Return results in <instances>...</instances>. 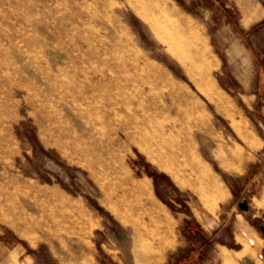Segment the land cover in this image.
<instances>
[{"label": "rangeland", "instance_id": "374dc122", "mask_svg": "<svg viewBox=\"0 0 264 264\" xmlns=\"http://www.w3.org/2000/svg\"><path fill=\"white\" fill-rule=\"evenodd\" d=\"M188 25L206 43L223 104ZM115 116L149 121L147 133L119 135ZM171 119L191 129L193 158L220 194L171 175L195 184L189 156L158 166L168 149L152 137L166 136ZM149 217L167 229L155 241L147 227V261L136 227ZM0 225L28 245L31 264L264 255V0H0Z\"/></svg>", "mask_w": 264, "mask_h": 264}, {"label": "bare ground", "instance_id": "6f19581e", "mask_svg": "<svg viewBox=\"0 0 264 264\" xmlns=\"http://www.w3.org/2000/svg\"><path fill=\"white\" fill-rule=\"evenodd\" d=\"M97 15L99 16V14H97ZM178 17H180L179 14H178ZM153 28H154V26L152 27V29ZM188 28L186 29L185 33H186V36L190 39ZM96 29H97V32H98L99 29L98 28H96ZM189 41L191 43L196 44V40H191L190 39ZM205 44L206 43L204 42V40H202L201 46H199V51L197 53L199 65L201 66V70L203 71L204 79H206L205 81L208 84L207 87L209 88L210 95L212 97L216 98L217 100L221 101V103H222V102L225 101V98L218 91V89L216 88V86H215L216 83L214 84L212 82V80L210 79V77H209L210 76L209 75V70H210L212 62H211V60L209 59V57L207 55V49L205 47ZM89 47L90 46L88 45V48ZM171 50H172L173 54L179 59V61L183 64V66L188 71L186 64H191L192 59L189 57L187 52L184 50L183 46L178 44V43L177 44H172ZM188 73L190 75V78L194 82V84H196V82H195L196 80L194 78V74L189 72V71H188ZM200 85H202V84H200ZM202 87H204V86H202ZM114 107L117 109V111L123 112L126 115H128V113H129V106L124 101L122 102L121 100H119L118 102H116V106H114ZM114 119H115V121L117 123V126L115 128V132L119 133V135L125 136L129 140L130 139H133V140L137 139L138 135L142 133V129H140L139 127L140 126L144 127V125H146V124L148 125L150 123L147 120L145 122L144 119H142V118H140L139 120H137V118L133 119V120H129L128 117H126V119H125V118H122V117H119V116L118 117L115 116ZM176 121H177L176 119L168 120L167 127H165L167 129V135L166 136H162L160 138L152 137L153 141H158L161 146H163L164 148L168 149L167 153L166 152H156L158 166L160 168H162L168 163L172 164V163L177 162L176 165L178 167V166H180L179 165L180 163H178L179 157L180 156H182V157L189 156V157L192 158L191 162H188V163L186 162V163H184V165L188 166L190 168V173L193 174V179L195 181V184L191 185V184H187V182H182L181 179H180L179 171L177 169H175V168L171 169V171H170L171 175L173 177H175L181 183V185H183V186H187L188 185L189 187H191L193 189H195L194 187H196L201 193H206V192L210 191L211 193H214V194H220L221 192H220L219 185H218L217 181L210 174L209 169L205 165H203V163H200L199 161H196L193 158L194 157V152H195L194 148H195L196 144L193 141V139L191 137H189V135L191 133V129L190 128L183 129L181 123L180 122L176 123ZM165 122L167 123V121H165ZM157 123H158L159 127L164 125L163 120L158 121ZM177 124H178V126H177ZM87 125H88V123H87ZM204 126H205L204 128H206V126H207L206 122H204ZM243 129L245 130V128L242 127V130ZM136 131H137V133H136ZM182 131L186 134L187 138L186 137H182V134H181ZM144 133H147V132H144ZM144 133H142V134H144ZM143 147L148 153H150L151 150H150V147H149L148 144L144 143ZM98 148H99V146H98ZM232 155H235V154H232ZM142 188H144V189L147 188L145 181L142 184ZM149 225H151L153 227H149L148 229L155 228V230H157L156 233L153 232V234L156 235V234H159V232H160L159 229L161 227L166 228L167 223L165 222V220L163 221L160 218L155 219L153 217H149L147 219V221L143 220V221L138 223V226L136 227V230L138 232L137 239L140 240L139 241V245H138V249H139V251L141 253H143L144 258L147 261H148V258L146 256V254L150 251V248H149L150 242H148L146 240V237L148 235L149 236L153 235L152 232L149 233L147 231L145 233V231L147 230V227ZM166 229H165V231H166ZM150 237L152 238V236H150ZM159 237H161V236H159ZM156 238H157V235H156ZM141 240H145V242H143ZM157 240H158V238L155 241H157ZM163 243H164V239H163ZM168 244H169V242H168ZM220 256H221L223 264H232L231 263L232 262L231 261V257L225 251H222L220 253Z\"/></svg>", "mask_w": 264, "mask_h": 264}, {"label": "crops", "instance_id": "0c3cea01", "mask_svg": "<svg viewBox=\"0 0 264 264\" xmlns=\"http://www.w3.org/2000/svg\"><path fill=\"white\" fill-rule=\"evenodd\" d=\"M188 30L191 40H202L192 28L189 27ZM33 260L28 245L7 230L5 226L0 225V264H31ZM241 264H264V255L259 253L258 259L245 255L241 258Z\"/></svg>", "mask_w": 264, "mask_h": 264}]
</instances>
